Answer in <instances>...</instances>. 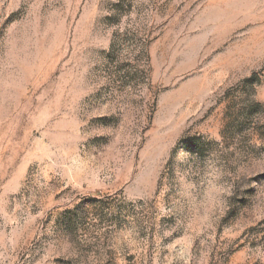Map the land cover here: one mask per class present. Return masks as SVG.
<instances>
[{"label": "rangeland", "instance_id": "1", "mask_svg": "<svg viewBox=\"0 0 264 264\" xmlns=\"http://www.w3.org/2000/svg\"><path fill=\"white\" fill-rule=\"evenodd\" d=\"M0 264H264V0H0Z\"/></svg>", "mask_w": 264, "mask_h": 264}]
</instances>
